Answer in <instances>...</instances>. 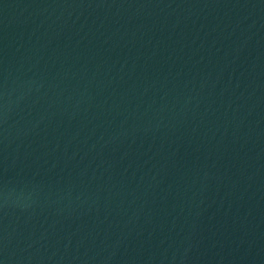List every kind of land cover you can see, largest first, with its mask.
<instances>
[{"label":"water","instance_id":"1","mask_svg":"<svg viewBox=\"0 0 264 264\" xmlns=\"http://www.w3.org/2000/svg\"><path fill=\"white\" fill-rule=\"evenodd\" d=\"M0 264H264V0H0Z\"/></svg>","mask_w":264,"mask_h":264}]
</instances>
